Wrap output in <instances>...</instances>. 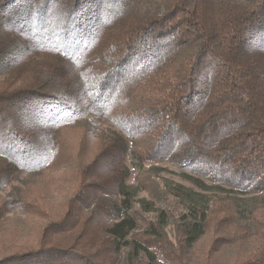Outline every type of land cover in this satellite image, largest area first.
Here are the masks:
<instances>
[{"label": "trees", "instance_id": "obj_1", "mask_svg": "<svg viewBox=\"0 0 264 264\" xmlns=\"http://www.w3.org/2000/svg\"><path fill=\"white\" fill-rule=\"evenodd\" d=\"M0 264H264V0H0Z\"/></svg>", "mask_w": 264, "mask_h": 264}, {"label": "rangeland", "instance_id": "obj_2", "mask_svg": "<svg viewBox=\"0 0 264 264\" xmlns=\"http://www.w3.org/2000/svg\"><path fill=\"white\" fill-rule=\"evenodd\" d=\"M176 181H178L179 182V180L176 178Z\"/></svg>", "mask_w": 264, "mask_h": 264}]
</instances>
